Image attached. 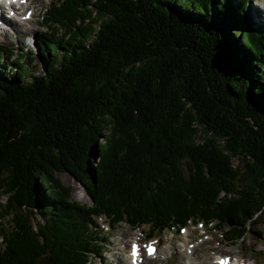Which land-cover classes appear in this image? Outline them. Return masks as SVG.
Instances as JSON below:
<instances>
[{"label":"trees","instance_id":"1","mask_svg":"<svg viewBox=\"0 0 264 264\" xmlns=\"http://www.w3.org/2000/svg\"><path fill=\"white\" fill-rule=\"evenodd\" d=\"M248 4L56 0L37 56L0 45V264H93L100 217L148 239L247 236L264 213V26Z\"/></svg>","mask_w":264,"mask_h":264},{"label":"rangeland","instance_id":"2","mask_svg":"<svg viewBox=\"0 0 264 264\" xmlns=\"http://www.w3.org/2000/svg\"><path fill=\"white\" fill-rule=\"evenodd\" d=\"M55 1L30 0V2H25L24 0L22 7L24 12L27 11L24 17L29 19L23 20L21 23H16L15 14L9 15L12 17V20H9L7 14L3 13V17H6L5 19L15 30L13 34L8 33L6 36L1 34L0 45L17 54L32 52L36 55L41 35L43 33L50 34L49 30L40 27L44 11ZM250 2L251 4H248L245 10L248 20L255 27H263L264 0H250ZM252 14L254 15L251 16ZM4 27L10 28L6 25ZM62 33L61 30L58 35ZM26 35H28V39L24 40ZM2 60L4 62L5 59ZM35 64L37 63L33 62L28 68L35 74L41 73V68ZM233 165H237V160H233ZM57 177L65 187L70 188L73 202L87 207L92 205L87 190L79 181L66 173H58ZM97 224L106 241L102 254L95 257L93 264H121L119 260H122V264H128L129 245L132 242H137L141 247L144 256L142 264H175L179 254L184 257L182 261L180 260L182 264H192L195 261L196 264H214V258L216 259L217 256H230L242 264H264V237L258 239L255 235L256 232L264 234V213L259 217L257 225L250 229L247 236L242 241L234 243L223 237L222 233L215 230L212 225L206 227L196 224L188 225L181 232L156 234L148 241L146 235L149 230L145 226L132 229L127 224H119L118 227L111 229L105 217L97 219ZM148 244L157 247V251L152 256L145 254V246ZM1 245L0 240V247Z\"/></svg>","mask_w":264,"mask_h":264},{"label":"bare ground","instance_id":"3","mask_svg":"<svg viewBox=\"0 0 264 264\" xmlns=\"http://www.w3.org/2000/svg\"><path fill=\"white\" fill-rule=\"evenodd\" d=\"M12 9L14 10V8L12 7ZM257 13H258V11H257ZM254 14H252L251 16H253ZM13 16V15H12ZM10 17V16H9ZM8 16H7V18L9 19V20H11L10 18H12V17H10L9 18ZM6 17H3V12H0V32H1V34H4V36H6L8 33H11V34H13V31L15 30L14 28H12L11 27V24H10V22L8 21V20H6L5 19ZM6 23H8V24H6ZM6 25V27L7 26H9L10 28H5L4 26ZM11 29V30H10ZM148 248V247H147ZM129 253V252H128ZM183 256L182 255H178V257H177V260H176V262H175V264H182L181 263V261L183 260ZM217 259V258H216ZM181 260V261H180ZM119 262H121V264H122V260H119ZM197 262L195 261V262H193L192 264H196ZM128 264H130V262L128 263ZM201 264H205V263H201Z\"/></svg>","mask_w":264,"mask_h":264},{"label":"snow or ice","instance_id":"4","mask_svg":"<svg viewBox=\"0 0 264 264\" xmlns=\"http://www.w3.org/2000/svg\"><path fill=\"white\" fill-rule=\"evenodd\" d=\"M21 2H23V0H21ZM133 247H134V250H135V245Z\"/></svg>","mask_w":264,"mask_h":264}]
</instances>
